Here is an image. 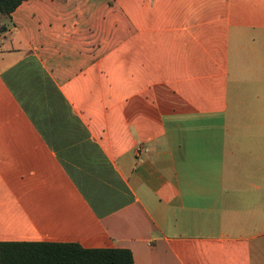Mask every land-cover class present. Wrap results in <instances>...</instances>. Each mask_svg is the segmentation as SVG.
<instances>
[{
    "label": "crops",
    "instance_id": "1",
    "mask_svg": "<svg viewBox=\"0 0 264 264\" xmlns=\"http://www.w3.org/2000/svg\"><path fill=\"white\" fill-rule=\"evenodd\" d=\"M8 20L0 242L264 264V0H25Z\"/></svg>",
    "mask_w": 264,
    "mask_h": 264
},
{
    "label": "trees",
    "instance_id": "2",
    "mask_svg": "<svg viewBox=\"0 0 264 264\" xmlns=\"http://www.w3.org/2000/svg\"><path fill=\"white\" fill-rule=\"evenodd\" d=\"M25 0H0V18L11 14ZM0 264H134L125 249H84L77 244L0 242Z\"/></svg>",
    "mask_w": 264,
    "mask_h": 264
},
{
    "label": "rangeland",
    "instance_id": "3",
    "mask_svg": "<svg viewBox=\"0 0 264 264\" xmlns=\"http://www.w3.org/2000/svg\"><path fill=\"white\" fill-rule=\"evenodd\" d=\"M10 26V22L7 18L1 17L0 18V34H2L4 29Z\"/></svg>",
    "mask_w": 264,
    "mask_h": 264
}]
</instances>
